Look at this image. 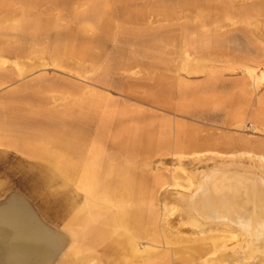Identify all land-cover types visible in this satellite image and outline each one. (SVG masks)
<instances>
[{
  "label": "rangeland",
  "instance_id": "obj_1",
  "mask_svg": "<svg viewBox=\"0 0 264 264\" xmlns=\"http://www.w3.org/2000/svg\"><path fill=\"white\" fill-rule=\"evenodd\" d=\"M29 1L17 0V22L27 16L32 36L44 32L37 50L49 52L48 64L39 66L48 72V91L33 106L28 99H17L16 107L0 99L1 117H14L9 113L16 108L28 115V106L47 109L43 120L48 111L57 116L40 125V137L25 138L23 119L28 118L17 113V137L0 139V264H264V244L252 254L245 243L252 255L237 254L238 229L216 226L211 219L184 225L188 199L181 201L206 173L264 183V158L222 154L217 148L167 153L170 140L151 135L164 109L152 103L154 81L163 77L152 73L154 57L173 52L184 70L198 66L195 55L211 44L233 50L249 45V37L256 39L258 52L264 51V0ZM23 30L17 26V42L26 39ZM186 53L190 56L181 60ZM139 62L145 69L136 70ZM127 63L134 68L127 69ZM247 72L256 83L264 81V67ZM196 74L194 69L186 75ZM106 119L134 124L142 133H111ZM135 134L143 137H131ZM111 182L119 185L113 192L128 193L122 206L129 221L154 247L144 237L128 253L114 236L104 244L74 234L80 228L75 210L98 204L99 191L109 190ZM106 208L109 212L92 219L95 231L109 228L103 221L118 210ZM15 220L43 224L52 235L42 245L30 234L26 241L24 231L13 233Z\"/></svg>",
  "mask_w": 264,
  "mask_h": 264
},
{
  "label": "crops",
  "instance_id": "obj_2",
  "mask_svg": "<svg viewBox=\"0 0 264 264\" xmlns=\"http://www.w3.org/2000/svg\"><path fill=\"white\" fill-rule=\"evenodd\" d=\"M29 2L33 3V0ZM26 20H28L27 16L20 23L17 22V0H0V99L12 100L6 106L16 107V100L19 98L28 99L31 101L29 105L33 106V101L38 104V101L43 98L42 92L48 91V72L44 67L39 68V66L48 64L49 52L43 49L37 50L39 45L37 40L43 36L44 32L36 30L34 33L37 36H32L33 26ZM19 25L26 27V30L22 31L26 39L17 42L16 34ZM22 32H20L21 36ZM34 38H36V45H34ZM17 44L21 47L19 53L15 51ZM40 48H43L42 43ZM257 49V42L253 37L252 39L249 37V45H242L233 50H229L225 45L211 44L208 51L195 55L194 58L199 62L198 66L187 68L183 65L187 73L197 70L196 76H187V73L183 72L181 61L177 60L176 54L171 56L173 52H169L168 57L162 54L154 57L152 73L163 77L154 81L155 95L152 103L164 109H160L162 114L156 119L157 121H154L158 123V127L154 129L155 125L152 124L151 135L153 138L170 140L167 153L176 149H183V152L188 153L194 150L203 152L217 148L222 154H248L264 158V81L256 83L247 72L257 70L258 66L264 67V51L258 52ZM186 54L184 58L180 55V59L187 60L190 55ZM121 64L123 66V63ZM126 65L127 69L134 68L128 63ZM135 68L136 70L145 69L140 62ZM27 70L28 73L22 76L21 73ZM123 72L121 70L119 74ZM2 113L4 112L0 111V139L16 138L19 123L16 116L4 118L1 117ZM41 121L46 120L35 117L24 119L23 122L30 126L25 127L27 133L25 138L40 137L36 133L40 132ZM106 124L107 128L110 127L111 133L126 131L142 133L141 130H143L135 128L134 124H125L122 120L106 119ZM197 131L199 134H196ZM114 137L123 138L129 135L115 134ZM131 137L142 138L143 136L135 134ZM119 194L124 196L125 201L128 195L121 192ZM98 200L99 203L96 205L91 204L83 209L75 210L76 223L80 228L78 227L74 234L80 238H87L89 242L94 240L104 244L113 242L112 236H114L123 246H126L129 253L127 237L123 236V232L127 229L113 225L115 221L130 222L129 213L124 208L120 212L117 210L115 214L112 213L106 221H103V224L109 228H100L95 231L93 226L95 220L92 221L96 219L94 215L106 214L109 212L106 206L110 205L99 198ZM87 208H91V211L85 212ZM13 224L11 229L15 235L24 231L25 240H28L30 234L33 243L37 245H42L52 235L49 228L36 222L25 221L17 224L15 220ZM134 232L143 238L144 233L137 227L134 228ZM71 252L74 254L75 249Z\"/></svg>",
  "mask_w": 264,
  "mask_h": 264
},
{
  "label": "bare ground",
  "instance_id": "obj_3",
  "mask_svg": "<svg viewBox=\"0 0 264 264\" xmlns=\"http://www.w3.org/2000/svg\"><path fill=\"white\" fill-rule=\"evenodd\" d=\"M15 51H18L17 47ZM45 110H35L32 109V107L28 106L29 116L26 115L27 111L25 109L18 110L17 108L13 110V112L15 113L13 115L16 116V114L18 113L23 117H35L42 119V117H44L42 116V113H45ZM7 112H9V110H7ZM46 114V119H56L55 115L57 116V112L48 111ZM48 120H46V123L48 122ZM41 122L43 123V121ZM69 125L70 124H68V126ZM104 125L107 126L106 123H104ZM196 183V186L193 187L194 191L190 195H184V198H182L183 200H181L185 202L188 199V201H186L188 203H186L185 206L188 209L187 211L189 212H187V214L183 212L185 214L183 220L184 225L195 227L199 226L201 224V221L211 219L212 221H216L214 222L216 226H219L220 224L224 227L238 229L239 232L237 233L242 237H239L241 238L239 240H242V243L240 244L239 241V245L236 249L237 254L242 255V253H246L247 255H252L254 252L259 251L260 249L257 246L261 247V244H264V183L249 180L245 175L238 176L227 172H225L224 174H221L219 172H213L212 174L206 173L204 175H201ZM109 185H112L110 189L101 190V192L99 191V195L97 197L105 203H109L110 205L118 208L120 212L123 208L121 206L124 202V196L119 194V189L114 190L113 192L114 188L116 189L119 187L118 184H116L115 182H111V184ZM126 194L128 195V193ZM84 211H91V208H87ZM194 214L196 217L194 216ZM198 219H200V221ZM218 221L221 223H219ZM113 225H118L124 229H127L126 232H123V236L127 237L129 250L131 249L133 251V249L138 245L139 239H143L145 237L144 236L143 238H141L142 236L134 232V228L136 226H134L133 222L127 223L124 221H115L113 222ZM237 233L230 232L231 237L233 236V238H236L238 236ZM146 238L148 237H145L144 239ZM146 240H148L147 242L149 243L150 248L154 247L151 246L152 243L150 244V238ZM245 243L251 245V248L249 246L248 247L250 248L249 250H252V254L251 252L249 254L247 253L249 252V250H246L247 247L243 246ZM148 248L149 247L147 246L146 249H144L148 251L150 250ZM143 251H140L138 254Z\"/></svg>",
  "mask_w": 264,
  "mask_h": 264
}]
</instances>
